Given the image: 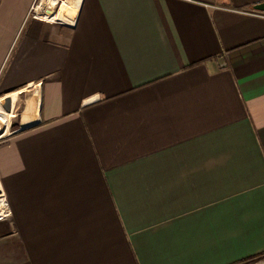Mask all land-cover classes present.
I'll return each mask as SVG.
<instances>
[{
    "label": "crops",
    "instance_id": "0c3cea01",
    "mask_svg": "<svg viewBox=\"0 0 264 264\" xmlns=\"http://www.w3.org/2000/svg\"><path fill=\"white\" fill-rule=\"evenodd\" d=\"M261 1L0 0V264L264 253Z\"/></svg>",
    "mask_w": 264,
    "mask_h": 264
},
{
    "label": "rangeland",
    "instance_id": "374dc122",
    "mask_svg": "<svg viewBox=\"0 0 264 264\" xmlns=\"http://www.w3.org/2000/svg\"><path fill=\"white\" fill-rule=\"evenodd\" d=\"M23 97H24V94L23 93L20 94L19 98H21V103H22ZM21 103L19 104L17 110L15 111L16 114L19 113V111H20V108H21V105H22ZM24 103H25V98H24ZM24 103H23V105H24ZM19 117H20L19 115H16V116L11 118L10 125H9L10 131L15 129V128H17V127H19L21 125V123H20L21 117L20 118ZM240 264H264V256L262 258L246 261V262H243V263H240Z\"/></svg>",
    "mask_w": 264,
    "mask_h": 264
},
{
    "label": "water",
    "instance_id": "95a60500",
    "mask_svg": "<svg viewBox=\"0 0 264 264\" xmlns=\"http://www.w3.org/2000/svg\"><path fill=\"white\" fill-rule=\"evenodd\" d=\"M252 7L255 10L264 12V1H261L259 3H255ZM1 107L6 111L11 109V98H10L9 93H7L1 97ZM27 126H29V125H27ZM27 126H25V127H27ZM25 127L20 126L17 128V130H20V129L25 128Z\"/></svg>",
    "mask_w": 264,
    "mask_h": 264
},
{
    "label": "built area",
    "instance_id": "2783aa9c",
    "mask_svg": "<svg viewBox=\"0 0 264 264\" xmlns=\"http://www.w3.org/2000/svg\"><path fill=\"white\" fill-rule=\"evenodd\" d=\"M38 6H39V1L30 6V15L38 19L47 20L46 18L47 13H45L43 9L37 10L36 8Z\"/></svg>",
    "mask_w": 264,
    "mask_h": 264
},
{
    "label": "bare ground",
    "instance_id": "6f19581e",
    "mask_svg": "<svg viewBox=\"0 0 264 264\" xmlns=\"http://www.w3.org/2000/svg\"><path fill=\"white\" fill-rule=\"evenodd\" d=\"M39 5H40V2H39ZM37 10H39V6L36 8ZM41 9H43L44 10V8H41ZM45 11V13H47V15H46V18L48 19L49 17L51 18V15L48 13V11H46V10H44ZM49 12H52V11H50L49 10ZM10 98H11V109H12V97H11V95H10ZM10 109V110H11ZM25 127V126H24ZM0 129H1V125H0ZM10 132V131H9ZM8 132V133H9ZM7 134V133H6Z\"/></svg>",
    "mask_w": 264,
    "mask_h": 264
},
{
    "label": "trees",
    "instance_id": "16d2710c",
    "mask_svg": "<svg viewBox=\"0 0 264 264\" xmlns=\"http://www.w3.org/2000/svg\"><path fill=\"white\" fill-rule=\"evenodd\" d=\"M264 256V253H261L259 255H255L249 259H247L246 261H250V260H255V259H258V258H262Z\"/></svg>",
    "mask_w": 264,
    "mask_h": 264
}]
</instances>
